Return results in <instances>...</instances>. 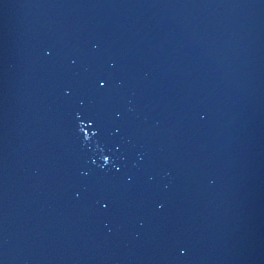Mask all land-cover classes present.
Wrapping results in <instances>:
<instances>
[{
    "label": "water",
    "instance_id": "1",
    "mask_svg": "<svg viewBox=\"0 0 264 264\" xmlns=\"http://www.w3.org/2000/svg\"><path fill=\"white\" fill-rule=\"evenodd\" d=\"M0 264H264V0H0Z\"/></svg>",
    "mask_w": 264,
    "mask_h": 264
}]
</instances>
